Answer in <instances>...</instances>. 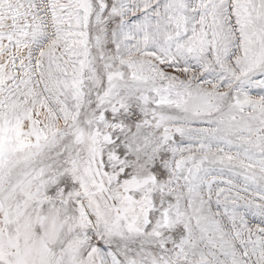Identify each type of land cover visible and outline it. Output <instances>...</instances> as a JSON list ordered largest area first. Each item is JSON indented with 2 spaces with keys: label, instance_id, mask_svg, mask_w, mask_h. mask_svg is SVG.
<instances>
[{
  "label": "snow or ice",
  "instance_id": "6c2138e0",
  "mask_svg": "<svg viewBox=\"0 0 264 264\" xmlns=\"http://www.w3.org/2000/svg\"><path fill=\"white\" fill-rule=\"evenodd\" d=\"M0 264H264V0H0Z\"/></svg>",
  "mask_w": 264,
  "mask_h": 264
}]
</instances>
